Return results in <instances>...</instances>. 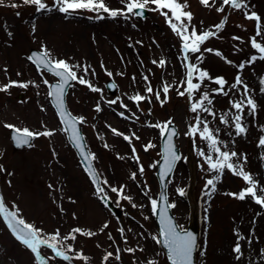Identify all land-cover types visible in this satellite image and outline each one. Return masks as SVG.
<instances>
[{
	"label": "rangeland",
	"instance_id": "obj_1",
	"mask_svg": "<svg viewBox=\"0 0 264 264\" xmlns=\"http://www.w3.org/2000/svg\"><path fill=\"white\" fill-rule=\"evenodd\" d=\"M42 2L47 8L38 11L36 5H26L23 0H0V87L10 81L17 82L7 92L0 91V197L10 210L18 212V218L40 229L42 238L59 232L56 241L51 242L70 259L65 261L52 249L40 246L42 264H168L157 242L151 199L157 200L159 191L156 166L152 165L160 157L162 134L160 127L153 125L163 127L169 121L178 129L176 144L182 157L168 179V201L175 205L171 212L177 225L185 229L190 216L186 194L192 187L191 196L200 211L195 264H244L245 257L248 264L255 260L264 264V206L256 204L251 197L240 200L228 195L251 186L228 169L216 182L215 192L206 195L211 188H205L206 181L216 175L208 172L204 158L199 155L200 150L208 153V142L201 139L199 131L195 136L186 135L191 126H196L199 115L222 142L218 144L221 151L237 153L231 162L243 165L253 181L259 182L257 195L264 197L261 190L264 189V146L259 144L264 137V92L261 91L264 60L257 58L250 62L252 56L261 55L251 47V39L264 45V35L257 36V22L246 18L254 12L264 26V0H242L246 7L241 9L223 5L222 0H209L210 6L200 0H180L187 4L183 11L192 14L190 22L184 18L189 33L193 27L198 34L216 33L199 46L200 52L187 54L182 50L183 41L172 31L166 17L151 10L155 7L152 4L147 6V15L139 19L133 14L111 17L103 11L86 9L71 10L64 16L56 13L60 7L57 0ZM104 2L113 10L125 8L122 0ZM218 8L224 11H217ZM222 21L223 28L217 30L215 26ZM32 48L42 53L47 51L48 59L53 62H67L78 78L83 77L100 89L93 92L75 80L65 101L79 123L101 180L102 193L119 214H112L100 205V194L88 181L51 106L47 86L58 79L31 64L29 49ZM206 48L214 51L207 52ZM161 60L165 62L163 66ZM188 64L211 77L201 81L199 71L193 73V83L200 84V89L193 91L191 98L186 92ZM241 64L243 69L239 68ZM238 75L243 84L232 89L230 86ZM216 78L226 81L224 91L228 95L214 91L219 88L213 82ZM109 79L117 85L113 95L104 86ZM25 84L27 87L20 86ZM166 85L169 91L165 95ZM244 85L248 88L247 96ZM148 87L153 91L148 92ZM157 92L160 99H156ZM180 92L185 94L182 96ZM205 92L212 104L208 105L207 101L204 104L215 115L190 111L191 105L199 102ZM137 94L146 99H130ZM248 98L256 104L254 113L247 106ZM113 100L116 103H110ZM240 101L245 105L242 113L232 107V103ZM98 105L100 111L96 110ZM237 114L242 115L241 124L246 129L240 135L236 134L233 120ZM222 116L227 117V123L221 122ZM5 125L20 130L27 128L33 133L50 131L52 135L34 136L29 147L15 151L9 139L12 128ZM202 127L203 124L199 125ZM116 132L129 140L118 141ZM149 144L155 147L146 151ZM212 155L215 160L217 154ZM112 187L118 192H112ZM121 188L123 192L119 191ZM177 189H183L184 195ZM76 228L82 232H73ZM255 228L258 235L252 234ZM247 229L254 240L245 243L243 259H235L233 245L248 240L243 237ZM89 232L94 235L84 234ZM72 235L75 240L70 238ZM77 253L87 259L77 258ZM108 253L112 256L105 260ZM0 264H40L32 251L12 236L1 217Z\"/></svg>",
	"mask_w": 264,
	"mask_h": 264
},
{
	"label": "snow or ice",
	"instance_id": "obj_2",
	"mask_svg": "<svg viewBox=\"0 0 264 264\" xmlns=\"http://www.w3.org/2000/svg\"><path fill=\"white\" fill-rule=\"evenodd\" d=\"M122 2L125 4L124 9H118L113 10L110 9L104 2V0H57V3L60 5L58 10L61 13H68L70 10H78V9H86L89 11H94L99 13L100 11H103L104 13H108L111 17H116L118 15H127V14H133V15H142L143 11L147 9V6L149 4L154 5L155 7L152 8V11L160 12L162 15L166 17L167 22L169 23L172 31L176 33L178 37L183 41V52L184 53H197L200 52V45L203 44L206 40H208L210 37H213L216 35L215 32L212 31H205L203 33L198 34L197 30L193 27L191 32L189 33L188 30V24L184 23V18L187 19V21H191L192 14L187 11H183L184 8L187 7L186 3H181L180 0H122ZM200 2L205 6H210L209 0H200ZM24 4H32L37 6V10H45L47 8L46 4L42 2V0H23ZM223 5H230L234 9H241L243 7H246L245 4L242 3V0H222ZM12 7H16V5H12ZM139 10V11H137ZM168 10V11H164ZM217 11H224V8H218ZM169 12L171 15L169 16ZM98 18H104L102 16ZM249 20H254L257 22V36L264 35V26L260 23V17L257 16L254 12L250 15L246 16ZM175 21V22H173ZM224 26V21H222L220 24L216 25V29L220 30ZM234 39H239V37H234ZM251 47L255 50H257L261 55L259 57L252 56L250 58V62H255L257 58L264 60V45L257 42L255 38L251 39ZM207 52H213V49H204ZM216 55L220 56L221 53L215 52ZM48 52L45 51L42 54H40V57L37 61V63L42 64L44 68H46L48 71H51L54 73V75L58 78H60V82L55 86L54 90L50 92V95L54 96L57 101V107H62L63 100L62 97L65 92V86L68 84L70 80L75 81L78 80L80 84H86L91 91L97 92L100 91V89L93 87L88 81H86L83 77L78 78L76 73L72 71V67L67 62L62 60L57 61H51L48 59ZM185 59L187 60V55L185 56ZM197 59H202V57H197ZM231 63V61H228ZM155 63V61H153ZM165 62L163 60L160 61L161 66H163ZM78 67V66H76ZM239 68L243 69L244 64L239 65ZM187 88L186 92L189 95V98H191V94L193 91H198L200 89V84H194L193 83V73L196 71H199V79L203 81L206 77L208 79H211V77L208 76V73L206 71L199 70L195 67V65L188 64L187 65ZM85 73H87L88 69H84ZM111 75V73H109ZM144 79H147L145 77ZM215 84L219 85L218 89H215L214 91L217 94H223L228 95L227 92L224 91V85L226 84V81L223 78H216L213 81ZM44 83H48L47 80L44 81ZM17 82L10 81L9 84L4 85L0 87V91L7 92L8 89L14 85H16ZM243 81L241 77L238 75L236 77V82L232 84L230 87L232 89L237 88V85H242ZM261 84L264 85V80H261ZM22 87H27V85H20ZM148 92H152V88H147ZM169 91V87L166 85L163 87V93L166 95ZM261 91L264 92V87L261 88ZM180 95H184V92H180ZM248 94V88L246 85H244V95L247 96ZM156 99H160V93L157 92ZM130 99L135 101H142L146 99V97L141 96L137 94L134 97H130ZM207 101L208 105L212 104V100L209 98V94L207 92L203 93L200 98L199 102L193 103L190 107V111L196 113L199 111L208 112L211 115H215L211 112V109L205 106L204 102ZM110 103H116L115 100L110 101ZM244 102H234L232 103V107L237 110L238 113L243 112L244 108ZM247 106H250L251 113L255 112L256 104L251 99H247ZM97 111H100L99 105L97 106ZM221 122L227 123V117L222 116L220 117ZM234 120V126L236 130V134L240 135L242 133H245L246 129L241 124L242 115H235L233 117ZM79 122H83V118H79ZM64 123L71 128L73 132V138L75 140H79L80 137L77 135V130L75 128L76 121L74 119L66 120ZM171 124V121L166 122L163 127L160 125H153L154 127H160L161 133H167V141L168 143L165 145V152L163 154L164 157V165L165 168L162 171L161 175L162 177H166L167 174L172 172L173 166L176 163V161L180 160L181 157L176 154L174 150V146L172 143V138L174 135H176L175 129H169L168 125ZM203 124L202 129L199 128V125ZM7 128H13L12 125H5ZM17 135L13 137V139L16 141L18 146L22 145H28L29 144V138H32L34 136H50L52 133L49 132H43V133H33L27 128L20 130L15 129ZM115 132V130H113ZM199 131V135L203 141H207L208 146V153L206 154L204 150H200L199 155L204 158V162L208 166V172L209 173H216L215 176L208 179L206 181L205 188L208 189L209 186H211L210 191L206 192V195H210L211 192H215L216 190V182L219 181L220 175L223 174L225 169H228L233 172L234 175L241 177L243 181H245L247 184L251 185L249 187H246L242 189L238 194L237 193H228V195L235 196L236 198L240 200H244L246 197L254 198L255 203L261 206H264V197L257 195V183L253 181L250 174L246 173L243 170L242 164H234L231 162L232 157H236L237 153L235 152H227V151H221L220 147L218 146L219 142L217 138L214 136L213 132L210 131L209 126L206 122L200 120L199 115L196 118V126H191L189 131L186 133L188 136H195L197 132ZM117 135H122L121 133L116 132ZM125 140H129L128 136H124ZM138 139V137H137ZM259 144L264 146V137H261L259 140ZM155 147V145L149 144L145 146V150L147 151L148 148ZM226 147V145H225ZM133 152H135V149H133ZM216 153L217 157L213 158L212 153ZM88 157H85L87 159ZM138 161V158H137ZM159 163V162H157ZM156 165L153 164L152 167H155ZM140 173L143 174L144 169L143 167H140L139 169ZM136 173L132 174V179H135ZM264 191V189H261ZM111 191L116 193L118 192V189L115 187L111 188ZM120 192H123V188L119 190ZM180 195H184L183 189H177ZM98 192L102 193L103 189L98 188ZM147 195V193H145ZM125 199H128L130 201L129 197H124ZM163 199H166V197H163ZM133 207L135 205L133 204ZM168 207H175V205L166 204L165 211L161 213V222L163 224V227L161 229V235L163 237V240H157V242H162L167 249L168 252V259L171 261V264H192V255L193 251L196 247V240L195 237L191 233H186L182 229H179L178 225H175L172 222V218L166 215V209ZM158 208V201L156 199H151V209L152 212L155 214L157 212ZM0 215L3 216V219L5 223L7 224V227L12 231L13 235L16 237L17 240H19L21 243H23L27 248H29L32 253L35 254V257L37 261H42V256L39 251L40 246H46L47 248L52 249L56 256L62 257L65 261L69 260L70 257L68 255H65L63 251L57 250V245L54 242L56 241L57 237H59V232L57 231L54 235L48 237V238H42L41 237V230L37 229L34 225L28 224L24 221L22 218H18V212L16 211H9V209L5 206V203L3 201V198L0 197ZM103 227H107V224H105ZM123 232V229L120 230ZM73 232L81 233L82 230L79 228L73 229ZM86 235H94V233H84ZM69 237H65L67 239ZM72 240H75V235L70 236ZM243 239V237H240ZM154 240L157 239V237H153ZM128 251H133L132 249H128ZM234 251L237 253H240V245L239 243L236 244V247L234 248ZM112 256V253H108L107 256L104 258L105 260L108 259V257ZM77 258L81 259H87L86 257H83L82 254L77 253ZM119 259V256L116 257ZM239 258V257H238ZM149 264H155V262H149Z\"/></svg>",
	"mask_w": 264,
	"mask_h": 264
},
{
	"label": "water",
	"instance_id": "obj_3",
	"mask_svg": "<svg viewBox=\"0 0 264 264\" xmlns=\"http://www.w3.org/2000/svg\"><path fill=\"white\" fill-rule=\"evenodd\" d=\"M137 11H139V10H137ZM146 15H147V12L144 10L142 15H137V16L139 18H142V17H144ZM40 54H42V53L37 51V50H35V49H31L30 52H29V57L31 59V63L35 67H37L39 69L43 68L46 71H48L46 68L43 67L42 64H39V63L35 62V61H37L39 59ZM48 72L52 73L51 71H48ZM52 74H54V73H52ZM58 79H59V82H60V78H58ZM59 82H53V83H51L48 86L49 98H50L51 104L54 107V109H55V111L57 113V116L59 117V120L61 121V123L63 124V126H64V128L66 130V133H67V136H68V140L71 143V145L73 146L74 150L76 151V153H77V155H78V157H79V159H80V161H81V163L83 165V168L85 170L86 175L88 176L90 182L93 184L94 189L98 192V188L101 189V186H100V183H99V177L97 175V172H96L95 168L93 167L92 159H91L90 155L87 152L83 136H82V134L80 132V128L78 126V122L68 112V110L66 108V105H65V95H66L68 86L70 85L72 80H70L68 82V84L65 86V92H64V95L62 97V100H63L62 107H57V101H56L55 97L50 95V92L54 90L55 86ZM106 88L108 89L109 92L113 93V92H115L116 86H115L114 82L110 80V81L106 82ZM70 118L74 119L76 121L75 128L77 130V135L80 137L79 140H75L73 138V132H72L71 128H69L64 123V121L70 120ZM168 127H169V129H173V128L175 129L176 135L173 136L172 143H173L174 150H175L176 154L180 156L178 148L175 146V138L177 137V130L172 124H169ZM16 135H17L16 131L12 130L10 132V139H11L12 146H13L14 150L21 149L23 147L29 146L31 138H29V144L28 145L18 146L16 141L13 139V137L16 136ZM167 143H168V141H167V133H164L162 138H161V154H162V156H161L160 162L158 163L157 173H156V177H157L158 184H159V195L157 197L158 208H157V212L154 214V221H155V223H156V225L158 227V235H159V240L160 241L163 240V237L161 235V229L163 227V224L161 222V213L165 211V206H166V204H168L167 193H166V182H167L168 178L173 174V171H174V169H175V167H176V165H177V163L179 161V160L176 161V163L173 166V169H172L171 173L167 174L166 177H162L161 173H162V171L165 168L163 154L165 152V145ZM85 157H88V158L85 159ZM191 193H192V187L190 186V188H189V190H188V192L186 194V196L188 198V201L190 202V216H189V222H188L187 228L183 229V231L186 232V233H191L195 237L196 247H195V249L193 251V255H192V264H195V251L197 249V240H198V234H199V217H200V215H199L198 206L195 203V201L192 199ZM162 196L166 197V199H163ZM100 202H101V204L103 206L107 207L109 209V211H111L113 213H117L116 208L110 203L109 199L105 195L101 196ZM166 215L171 217L172 218V222L175 225H177L176 222H175V219H174V217H173V215L171 213V208L170 207H168L166 209ZM1 217L3 219L2 215H1ZM160 246L164 249V251L166 252L167 258H168L167 249L165 248V246H164V244L162 242H160ZM40 262H43V259ZM168 262H169V264H171V261L169 259H168Z\"/></svg>",
	"mask_w": 264,
	"mask_h": 264
},
{
	"label": "bare ground",
	"instance_id": "obj_4",
	"mask_svg": "<svg viewBox=\"0 0 264 264\" xmlns=\"http://www.w3.org/2000/svg\"><path fill=\"white\" fill-rule=\"evenodd\" d=\"M71 11V10H70ZM60 11H56V13H59ZM69 13V12H68ZM68 13H61L60 12V14H62V15H64V16H67V14ZM18 62H21V61H19L18 60ZM24 67L25 68H27L26 67V65H24ZM42 116H43V119H47V115L46 114H42ZM122 135H115V138L118 140V141H120V142H122V141H124V137H121V136H123L124 134L123 133H121ZM257 186L259 187V182L257 183ZM255 208V207H254ZM255 227H256V225H255ZM256 229V228H255ZM254 229V230H255ZM249 230L250 229H247L246 230V232L243 234V237L244 238H246V239H248V240H246V242H243V244H241L240 242H239V245H240V249H241V251H240V253H237V252H235L234 251V248L236 247V244L235 245H233V249H232V256L235 258V259H243V257H242V255H243V253H244V247H245V243H247L248 244V241H250V242H252L253 240H254V237H253V235H258V232H259V230L258 229H256L255 231H252V234H250L249 233ZM243 238V239H244ZM245 240V239H244ZM66 255V254H65ZM239 257V258H238ZM246 258H248V257H245L244 259H243V263L244 264H248L249 263V261L247 262L245 259ZM252 263L253 264H257V261L255 260V261H252Z\"/></svg>",
	"mask_w": 264,
	"mask_h": 264
}]
</instances>
